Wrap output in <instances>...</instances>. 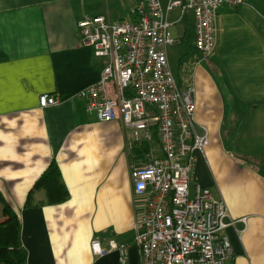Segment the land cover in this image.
Returning a JSON list of instances; mask_svg holds the SVG:
<instances>
[{
    "label": "crops",
    "instance_id": "0c3cea01",
    "mask_svg": "<svg viewBox=\"0 0 264 264\" xmlns=\"http://www.w3.org/2000/svg\"><path fill=\"white\" fill-rule=\"evenodd\" d=\"M138 2L0 0V193L19 215L26 264H139L132 224L144 198L135 195L130 172L146 163L148 149L119 121L98 120L75 95L106 62L82 44L77 22L94 15L135 20ZM173 12L170 30L179 25L171 30L179 42L168 60L181 79L183 61L198 54L194 18ZM217 14L215 50L193 73L196 120L210 131L193 183L223 199L234 219L245 217L225 230L232 245L226 264H264V0L224 4ZM44 92L59 102L41 107ZM52 161L69 194L47 204L37 181ZM29 194L33 205L25 206ZM8 217L0 202V222ZM93 241L106 253L94 254Z\"/></svg>",
    "mask_w": 264,
    "mask_h": 264
},
{
    "label": "built area",
    "instance_id": "2783aa9c",
    "mask_svg": "<svg viewBox=\"0 0 264 264\" xmlns=\"http://www.w3.org/2000/svg\"><path fill=\"white\" fill-rule=\"evenodd\" d=\"M243 0H139L135 20L112 22L106 15L86 16L77 22L84 46L95 58L105 59L99 78L78 89L86 108L98 120L120 122L135 141L148 143L147 161L130 176L136 196L144 198L132 224L139 264H226L232 245L225 230L234 219L225 201L209 188L193 183L197 152L210 143V131L196 120L193 73L210 56L217 39V13L221 5ZM194 18V47L198 54L183 61L185 77L170 67L168 48L179 39L171 33L170 13ZM41 107L59 102L41 93ZM157 139V145L153 142ZM120 261L128 249L116 245ZM94 254L106 249L93 241Z\"/></svg>",
    "mask_w": 264,
    "mask_h": 264
},
{
    "label": "trees",
    "instance_id": "16d2710c",
    "mask_svg": "<svg viewBox=\"0 0 264 264\" xmlns=\"http://www.w3.org/2000/svg\"><path fill=\"white\" fill-rule=\"evenodd\" d=\"M37 184L44 187L47 204L61 203L68 197V189L62 183L59 168L54 161L39 176ZM31 199L32 195L29 194L24 205L32 206ZM0 202L9 212L8 219L0 222V264H26L27 255L21 241L19 215L6 202L1 193ZM40 204H43V202H40Z\"/></svg>",
    "mask_w": 264,
    "mask_h": 264
},
{
    "label": "rangeland",
    "instance_id": "374dc122",
    "mask_svg": "<svg viewBox=\"0 0 264 264\" xmlns=\"http://www.w3.org/2000/svg\"><path fill=\"white\" fill-rule=\"evenodd\" d=\"M175 16H176V13L175 12H173V13L170 14V17L171 18H173ZM178 27H179V25L173 26L171 28L172 32H176L178 30ZM189 27H191V26H189ZM189 29L191 30V28H189ZM153 142L156 144V142H157L156 141V138L153 139ZM135 144H136V146H139L141 149H143V148L148 149V143L144 140L143 137L141 138L140 142H135ZM129 152H130L131 156H133L132 150H129Z\"/></svg>",
    "mask_w": 264,
    "mask_h": 264
}]
</instances>
